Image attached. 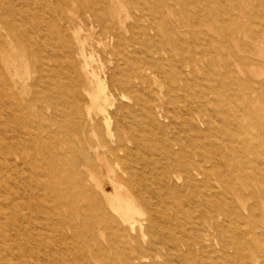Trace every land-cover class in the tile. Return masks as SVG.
<instances>
[{
    "label": "rangeland",
    "instance_id": "rangeland-1",
    "mask_svg": "<svg viewBox=\"0 0 264 264\" xmlns=\"http://www.w3.org/2000/svg\"><path fill=\"white\" fill-rule=\"evenodd\" d=\"M93 1L0 0V264H264V0H97L103 31ZM143 66L151 88L120 85ZM131 121L139 142L116 150ZM174 136L201 151L188 179ZM38 165L86 184L49 222L19 207Z\"/></svg>",
    "mask_w": 264,
    "mask_h": 264
},
{
    "label": "bare ground",
    "instance_id": "bare-ground-1",
    "mask_svg": "<svg viewBox=\"0 0 264 264\" xmlns=\"http://www.w3.org/2000/svg\"><path fill=\"white\" fill-rule=\"evenodd\" d=\"M86 1L90 2V0H86ZM93 4H97V0L93 1V3L90 6H88L86 11L89 13L88 16L91 17V23H92L93 29H97V30L103 31V28L101 27V25L97 23V22H99V19L97 18L96 14H95V6ZM147 29H148V27L141 28V34L148 38ZM150 29L152 30V28H150ZM81 30H84L82 26H81ZM116 37L119 38V34H116ZM103 46L105 48H111L112 47L107 42H104ZM83 55H84V57L86 59V65H87V67H89L87 55H85V54H83ZM197 65H198V61L196 60V57H193L190 61L187 62V66L192 68V69L195 68ZM154 76H155L154 72L152 71V69L150 67H148V66L144 67L143 66L131 76V79H130L131 83L130 84L126 85V82L124 80H121L119 83H120L121 86L129 87V88L136 87V88H138V89H140L142 91V90L151 88L150 83H149V78H152ZM94 81H95V88H96L95 91L96 92L93 95L91 94L92 98L95 99L96 102L101 100V98H103L104 101H107L108 100L107 94H106L107 84L104 81H101L98 77L95 78ZM134 99H135V101H136V103L138 105L141 104L142 99L140 98L139 94H136L134 96ZM91 110H92V107L88 108V117L87 118H88L89 123L92 120L91 115H90L91 114ZM96 110H98L99 112L103 111L102 108H101V105H97L96 106ZM145 112H147L148 114L152 113L151 109L149 107L146 108ZM81 120H82V116H78L77 121L79 123H81ZM198 124H199V122H198ZM106 128H107V133H108L109 137L113 138L114 137V132H113V129H112V124H111V118L110 117L107 118V120H106ZM143 128H144V125L142 123H137L136 121H131L129 126L127 127V129H123V130L121 129L120 130V135H119L120 144L118 146V149H116V150L127 151V141L134 142L135 144L138 143L139 140H140L139 139L140 138L139 135H140V132H141V130ZM171 142H172L173 145L178 146V151L180 153H183L186 156L188 154H192L193 155V159L192 160L191 159H187V161H185L184 163L183 162L181 163V166L176 165V169L174 170V174L176 176L182 175L186 179H188L190 174H191V171H195V167L197 165L201 164V161H202L201 151L197 150L196 148H193V149L189 150L188 147L186 145H184L183 143H181L177 139L176 136L173 137ZM98 145H99V143H98ZM98 145H97V147H98ZM93 149L95 150V148H93ZM129 156H130V154H129ZM38 166H39V168L40 167L41 168L38 169V171L35 172V174H34L35 181H36L34 187L36 189V192L33 193V194L35 196L29 198L30 202H27L25 204L24 203H22V204L19 203L20 204L19 207L21 209H25V208L32 209L33 208L37 213L40 214V218L41 219H44L47 222H49L50 219H51L50 218V214L54 213L56 210H62V209H65V207L69 206L68 204H65L63 202L64 198L67 197L68 194H70L73 198H77V197L73 196L74 195V193H73L74 191L73 190L76 189V191H77L81 184H83V185H86V184H84L85 179L83 177V174L81 172H79V170L77 168H75L74 170H72L70 172V176L69 177L73 178L74 181L70 180L69 181L70 185H69L67 183L68 181H66V179H62L61 177H58V174L61 171H64V168H61V167H58V166H53V167H51L49 169H45L41 165H38ZM110 173L113 174L112 171H110ZM90 176H91V178L93 180L96 181L97 186L101 188L102 187V179L98 177L99 175L97 176V175H95L94 173L91 172ZM40 177H45L47 179L45 181H42V180H40ZM112 180H114V179L112 178ZM83 194L88 195V188H86L85 186H84ZM108 197L109 196L107 195V198ZM109 204L111 206V209L114 212L120 214V218L123 221V223L129 225L131 230L135 231L136 230V226H137V222L135 220H132L131 217L129 216L130 213L134 212V208L131 206V204H129V202H128V203L125 204L126 206L124 205L125 207H121V205H119L116 202L111 201V200H109ZM60 215L61 214L58 215L59 216L58 219L60 220V222L62 224L64 223V224L69 225V223L65 219H63V217L60 216ZM111 220H112V222H114L115 221V217L114 216L111 217Z\"/></svg>",
    "mask_w": 264,
    "mask_h": 264
}]
</instances>
